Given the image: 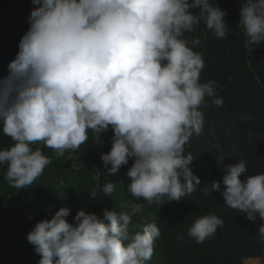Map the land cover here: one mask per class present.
Returning a JSON list of instances; mask_svg holds the SVG:
<instances>
[{
  "label": "clouds",
  "instance_id": "9594fccd",
  "mask_svg": "<svg viewBox=\"0 0 264 264\" xmlns=\"http://www.w3.org/2000/svg\"><path fill=\"white\" fill-rule=\"evenodd\" d=\"M32 3L36 7L29 28L7 66V76L0 79V124L15 141L0 150L8 183L25 189L51 163L40 148L33 150L35 143L43 142L62 156L88 141L89 130L98 136L111 126L112 147L101 159L115 174L134 158L126 173L133 197L152 204L164 196L180 201L191 194L200 178L190 167L194 157L185 154V145L203 130L200 106L206 96L215 95V82L200 83L204 58L182 37L203 21L215 37L224 38L226 13L209 0ZM196 8L200 11L193 15L190 9ZM239 25L247 37L246 48L264 42V0H245ZM190 43L200 45L201 40ZM214 103L221 106L224 101L216 98ZM223 158L218 157V163ZM223 170L226 187L221 190L214 182L204 194L222 191L224 204L250 221L259 217L264 222V173L242 181L247 172L243 159ZM114 185L98 184L93 196L111 195ZM69 214L68 207H61L27 234L41 257L38 264H145L161 236L160 228L146 220L141 232L130 234L132 217L115 208L105 209L102 217L81 209L71 223ZM223 226L219 216L205 215L193 222L188 235L203 243ZM258 231L264 242V223Z\"/></svg>",
  "mask_w": 264,
  "mask_h": 264
},
{
  "label": "trees",
  "instance_id": "16d2710c",
  "mask_svg": "<svg viewBox=\"0 0 264 264\" xmlns=\"http://www.w3.org/2000/svg\"><path fill=\"white\" fill-rule=\"evenodd\" d=\"M209 2L226 13V36L215 37L201 21L195 31L185 32L182 37L204 58L200 83L215 82V95L206 96V104L200 106L203 130L193 134L185 145V154L194 157L190 167L200 178L195 190L180 201H168L164 196L159 203L149 204L143 198L133 197L128 191L130 178L126 173L134 158L115 174L109 173L110 165L106 167L101 159L112 147L111 126L99 134L97 145L92 146L96 136L89 130L88 141L75 151L66 150L62 156L37 142L31 147L40 148L51 163L27 188L11 186L5 179L7 165L0 164V264H38L41 257L28 242L27 234L38 221L50 219L61 207L70 209L66 218L70 223L81 209L102 217L105 209L115 208L132 217L130 234L141 232L145 220L155 223L161 236L155 242L151 260L145 264H243L244 260L257 258L264 263V242L258 231L264 222L259 217L250 221L246 214L224 204L222 191L204 194V189H211L214 182H219L223 190L224 167L240 159L246 161L247 167L240 177L242 181L264 173V42L251 49L245 47L247 37L239 25L245 0ZM34 7L32 0H0V79L8 74L7 66L29 28L28 18ZM190 11L196 15L200 9ZM196 38L201 40L200 45L190 43ZM216 98H222L223 105L217 106ZM243 116L251 119H242ZM14 143L0 124V150ZM221 155L223 161L218 163ZM108 182L115 183L111 195L100 192L93 196L98 184L102 188ZM209 214L219 216L224 226L198 244L188 230L196 219Z\"/></svg>",
  "mask_w": 264,
  "mask_h": 264
},
{
  "label": "water",
  "instance_id": "95a60500",
  "mask_svg": "<svg viewBox=\"0 0 264 264\" xmlns=\"http://www.w3.org/2000/svg\"><path fill=\"white\" fill-rule=\"evenodd\" d=\"M99 143V135L95 137L94 143L92 146H95Z\"/></svg>",
  "mask_w": 264,
  "mask_h": 264
},
{
  "label": "rangeland",
  "instance_id": "374dc122",
  "mask_svg": "<svg viewBox=\"0 0 264 264\" xmlns=\"http://www.w3.org/2000/svg\"><path fill=\"white\" fill-rule=\"evenodd\" d=\"M248 262H249V264H253L252 261H248ZM255 262H256V264H264V263H262L261 261L258 262L257 260H256ZM254 264H255V263H254Z\"/></svg>",
  "mask_w": 264,
  "mask_h": 264
},
{
  "label": "crops",
  "instance_id": "0c3cea01",
  "mask_svg": "<svg viewBox=\"0 0 264 264\" xmlns=\"http://www.w3.org/2000/svg\"><path fill=\"white\" fill-rule=\"evenodd\" d=\"M248 261H252V262H254V261H256V260H248Z\"/></svg>",
  "mask_w": 264,
  "mask_h": 264
},
{
  "label": "bare ground",
  "instance_id": "6f19581e",
  "mask_svg": "<svg viewBox=\"0 0 264 264\" xmlns=\"http://www.w3.org/2000/svg\"><path fill=\"white\" fill-rule=\"evenodd\" d=\"M254 263L256 264V262H255V261L253 262V264H254Z\"/></svg>",
  "mask_w": 264,
  "mask_h": 264
}]
</instances>
